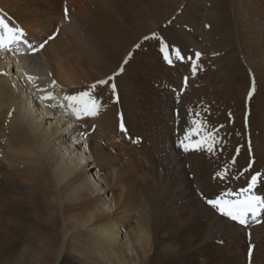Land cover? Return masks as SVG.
<instances>
[{
  "label": "bare ground",
  "instance_id": "1",
  "mask_svg": "<svg viewBox=\"0 0 264 264\" xmlns=\"http://www.w3.org/2000/svg\"><path fill=\"white\" fill-rule=\"evenodd\" d=\"M35 1L0 0V14L25 29L32 43L55 35L43 50L27 54L30 67L25 80L18 75L21 55L0 50V264L2 259L3 264H194L182 252L192 250L189 247L198 241L195 250L202 255L222 254L223 262L213 264H247L243 250L247 231L251 238H259L251 264H264L259 243L264 241V222L242 226L202 200L185 203L193 190L184 186L182 163L173 152L174 136L179 141L191 127L189 116L197 115L192 109L185 117L183 109L180 117L173 114L186 74L192 90L186 99L198 105L219 136L213 153L202 151L214 164L195 161L192 166L197 170L188 173L198 171L199 177L205 173L214 193L221 188L238 192L256 172L264 179V97L259 94L262 100L254 107L248 104L253 77L255 90L262 86L264 92V0H182L185 14L174 16L169 24L177 0H169L161 16L151 13L144 0H70L68 6L66 0L60 8L52 0L48 6ZM156 30L151 46L143 37ZM136 42L141 47L134 50ZM176 43L184 51V61L176 60L172 49ZM165 44L172 51L173 64L161 56ZM197 51L202 53L199 61ZM129 53L128 77L120 74L115 82L125 103V119L129 127L135 126L123 135L126 143L113 144L123 131L115 130L111 109L103 113L98 88L91 89L94 71L84 70L83 63L99 67L108 60L106 67H114ZM215 59L223 65L213 67ZM193 63L201 66L195 75ZM136 69L144 71L145 82H137ZM28 76L37 79L29 81ZM96 77L100 78L99 72ZM54 89H59L58 98L41 99L53 95ZM89 90L102 104L100 114L78 119L70 110L73 118L65 122L63 106L58 108L57 102L69 105L66 96ZM226 111H232L233 118H211ZM158 114L164 116L160 122L155 119ZM143 118L153 124V140L146 137L149 131L146 123H140ZM101 122L108 124L101 128ZM141 135L145 139L138 158L131 141ZM106 136L112 137L107 148L102 144ZM58 146L65 153L75 152L77 168L60 159L65 153ZM162 156H171V167L167 179L152 178L151 192L153 187L142 184L141 177L155 174L157 168L156 173H161L166 168ZM225 171L226 178L216 176ZM167 191L173 196L163 206ZM256 192L264 195V183ZM139 195L143 204L135 205ZM203 242L210 248H201Z\"/></svg>",
  "mask_w": 264,
  "mask_h": 264
},
{
  "label": "rangeland",
  "instance_id": "2",
  "mask_svg": "<svg viewBox=\"0 0 264 264\" xmlns=\"http://www.w3.org/2000/svg\"><path fill=\"white\" fill-rule=\"evenodd\" d=\"M65 1L66 0H52V3H54V5L57 7V8H60L61 6H63L64 5V3H65ZM182 0H177L176 2H175V4H174V7L170 10L171 12H173L174 11V13L171 15V17H169L168 18V20H167V22L166 23H168L169 24V21H175V19H173V17L174 16H177V18L176 19H178V17H179V15L180 14H185V10L187 9V5H186V7H184L185 6V4H183L182 2H181ZM36 3H39L38 5H47L48 6V4H46V3H48L49 2V0H36L35 1ZM70 0H67V6L68 5H70ZM144 3H146V5H147V7H148V10L152 13V12H155V13H157V14H159L160 16L162 15V14H164L165 12H166V9L163 7L165 4H169L170 2H169V0H144ZM180 3H182L181 5H180ZM116 8V7H115ZM176 9V10H175ZM184 9V11H182ZM178 11V12H177ZM4 16H6L5 14H3ZM12 18H15V19H17L14 15L12 16ZM211 28V27H210ZM154 32V31H153ZM153 32H150V34H148V36H151L152 34L151 33H153ZM158 31L156 30L155 31V33H157ZM178 36H180V33L178 34ZM149 41H150V45L151 46H153V41H154V39L152 40V39H149ZM155 42V41H154ZM138 42H136V44H137ZM136 44H134L133 45V49L135 50L136 49V47H135V45ZM177 44V43H176ZM191 46V45H190ZM174 48H179V49H181V46L179 45V44H177V46H175V47H172V49H174ZM190 49H192V48H190ZM181 51H183V49H181ZM172 51H169V53H171ZM184 52V51H183ZM188 55L190 56V57H192V59H193V56H192V53H188ZM161 56H162V58L164 59V53H162L161 54ZM21 58H22V61L20 62L21 64L20 65H18L19 66V69H18V66H17V68L15 69V70H17L18 69V75H21V74H23V75H21L20 77V79L22 80L23 78H24V80H25V76L27 75V71L29 70V67H30V65H29V61L27 60V55H21L20 56ZM126 59V57L125 58H123L122 60H121V62L118 64V65H116V66H114V67H110V66H107L106 67V63H107V61L108 60H106V61H101L100 63H98V65L100 64V66L98 67V66H96V67H92V65L91 64H89V63H87V62H84L83 63V68H84V70H90L91 68L93 69V71H94V74L92 75V77H94V79H96V82H95V84L97 85L96 87L98 88V94L100 95V97H101V101L102 102H104V107H103V109H102V111H103V113H105V110H109V109H111V113H113L112 115H113V119H114V122H115V124H116V129L115 130H117V131H121V128H120V125H121V123L123 122V124H124V128L126 129V131H123V134H122V136L121 137H117V136H115V140L116 141H112L111 140V136L109 137V136H106V139L105 140H102V144H103V146L105 147V148H107L108 147V142H109V140H111L112 141V143L113 144H116L117 142L118 143H120V144H123L122 142H124V143H126V141H125V139L123 138V135L124 134H126V133H128L129 132V134L131 133L130 132V129H131V127H134V126H130L129 127V125H128V121L125 119L126 118V112H125V110H124V102H123V96L120 94V92H118V87L116 88V93L115 94H110V92L108 91V89L111 91V87H110V84H111V82L108 84V88H107V85H99V84H97V82L98 81H100V80H103V79H106L107 77H109V76H111L114 72H116L117 70H118V68L123 64V61ZM158 61H161V57L159 56L158 57ZM157 63V62H156ZM127 65H128V63L127 64H124L123 65V67H124V72L122 73V74H124V76L125 77H128V74L126 73V68H127ZM216 65H223L222 63H221V59H215L214 60V62L212 63V66L214 67V66H216ZM99 69V71H96V70H98ZM154 69V68H153ZM155 70V69H154ZM21 71V72H20ZM99 72V76H100V78H97L96 77V74ZM136 72H138V76H137V82H145L146 81V77H145V73H144V71H142V70H138V69H136ZM156 73H158L157 71H155ZM153 73V72H152ZM187 74L190 76V74H189V72H187ZM186 77H188L186 74H184ZM24 76V77H23ZM23 77V78H22ZM188 78H190V77H188ZM125 80V79H124ZM123 80V81H124ZM115 82V81H114ZM116 83V82H115ZM85 84V83H84ZM246 84H248V83H246ZM117 85V84H116ZM136 86H138L137 84H136ZM186 86V87H185ZM183 88V89H182ZM189 88V89H188ZM186 89V90H185ZM262 89V86H259V89L258 90H255V92H254V94L252 95V97H251V100H248V104H250L252 107H254V105H258L260 102V100H262V98L264 97V92L262 91V92H260V90ZM138 91H140V92H144L143 91V89L142 88H140V87H138V89H137ZM182 91V92H181ZM190 92V94L192 93V90H191V87H188L187 85H185V84H182L181 85V87H180V84H179V93H178V96H177V99H179V101L177 100V99H174L175 101L173 102L174 103V105L176 106L175 107V113H173L174 114V116H178V117H180L181 115H184V117H185V115H186V112H187V110L188 109H192L197 115H192V116H189L190 117V119H191V121L193 120V119H196V118H199L200 120H203V121H206L205 120V118L202 116V114H201V112L199 111V110H197V106L198 105H196L195 104V102H192V103H190V101L189 100H187L186 99V97L189 95V92ZM59 91L57 90L56 91V98H58L59 97V95H57V93H58ZM112 92V91H111ZM186 94V95H185ZM259 94H261V99L259 100L258 98H257V96L259 95ZM145 95V94H144ZM192 95V94H191ZM191 95H189V96H191ZM184 97H185V99H184ZM168 99V98H167ZM167 99H165V101H167ZM181 99V100H180ZM58 100V99H57ZM140 101H144L143 100V98L140 100ZM186 101V102H185ZM180 103V104H179ZM58 104L60 105L61 103L60 102H58ZM64 104V103H63ZM61 105L60 107H59V105L57 106L58 108H62V106H63V115H64V117H65V122L67 121V118L68 119H70L69 117H71V118H73L72 117V114H71V109H69V107H68V105ZM187 104H188V106H187ZM196 105V106H195ZM173 108H174V106H173ZM180 108V109H179ZM181 109H183V112H182V114L180 115V113H179V111L181 110ZM186 109V110H185ZM176 110H178V115H177V111ZM67 115H69V116H67ZM180 115V116H179ZM205 115H206V113H205ZM233 116H234V113L232 112V111H226V113L225 114H223L222 112H219V113H215V115L213 116V117H211V118H224V119H226V118H233ZM202 118V119H201ZM155 119H156V121L157 122H160V120L161 119H164V116L162 117L161 115L159 116V114L158 115H156L155 116ZM71 120H73V119H71ZM108 121V120H107ZM140 123L141 124H144V123H146V129L149 131V135H147L146 137H148V136H150L151 135V138H152V140H153V135L154 134H152L151 132H150V130H151V128L153 127V124H152V122L150 121V120H147L146 118L144 119H142V120H140ZM151 123V124H150ZM182 123H185L186 124V121H182ZM102 124H104V125H106V124H108V123H106V122H101L100 123V126L102 125ZM67 126V125H66ZM65 126V127H66ZM109 126V125H108ZM180 126H181V124H180ZM188 126V125H187ZM129 127V128H128ZM137 127H140V126H138L137 125ZM189 127V126H188ZM101 128H102V126H101ZM137 138H140V142L139 143H136L135 141L137 140H133V141H131V146L133 147V149H134V151H135V155L138 157V158H141L142 157V154H141V149H142V146H143V143H144V139H145V137L144 136H139V137H137ZM181 139H183V137L181 138ZM180 139V140H181ZM223 139V141L225 140L224 138H222ZM232 139V138H231ZM239 139V138H238ZM238 139H236V141H235V145L237 146V142L239 141ZM179 140V141H180ZM151 141V140H150ZM150 141H148L145 145L146 146H148V147H150L151 145H152V141L150 142ZM179 141H176V138H175V136H174V138H173V143H175L176 144V146L174 147V149H173V152L174 153H176L177 155H178V159L181 161V163H182V167L179 169L180 171H182L183 172V179H184V186H186V187H188L189 189H192L193 190V193L191 194V197L190 198H187V199H185L184 200V202L185 203H189L190 201H192V200H196L197 202L198 201H200V200H202V203L204 204L205 203V200L202 198V196H201V194H203V196L204 197H206V198H213L214 197V195H217V194H220V193H225V192H228L227 190H225V189H223V188H221L219 191H216V193H214L213 191H214V189H213V187H212V185H211V183L209 182V184L206 182V177H205V173H204V175L201 177H199V173H198V171L194 174V173H191V174H189L188 172L191 170V169H193V170H197L196 168H194L193 166H192V163L193 162H195V161H199V162H201V164H204L205 166H208V165H211V164H214L213 163V160L211 159V156H208V155H205V154H203L202 153V151H193V153L190 155V153L188 152V153H185V152H183V150L178 146V144H179ZM231 142H232V140H231ZM217 145H218V143H217ZM58 148V151L61 153V151L63 150L62 148H61V146H58L57 147ZM64 151V150H63ZM66 151H64V153H65ZM173 153V155L172 156H174L175 157V154ZM60 157V156H59ZM74 157H76V155H75V152H72V151H70V152H68V153H65V158L64 157H60V159H63V161L64 162H67V163H72L73 164V166H75L76 167V164L77 163H75L76 161H75V158ZM171 157V156H170ZM170 157H164V156H162V158H166V159H164L163 160V164H164V166L166 167L164 170H162V169H160V171H161V173H156L157 172V170H158V168H157V170L155 171V174H145V173H143V174H145L147 177H143V175H142V177H141V182H142V184H150L152 187H153V189H152V191L151 192H153L154 191V188H155V184H154V182H153V180H152V178H155V179H158V177L159 176H161L164 180L165 179H167V175H168V170H167V168H169V167H171V166H169L168 165V159L170 158ZM130 158V157H129ZM74 160V161H71V160ZM75 163V164H74ZM245 164H247V162L245 163ZM77 168V167H76ZM212 168H211V171L209 170V169H207V171H210V172H212ZM55 172H56V174H58L59 173V171H57V168L55 167ZM207 173V172H206ZM200 179H199V178ZM187 178L190 180V181H187ZM198 178V179H197ZM197 179V180H196ZM209 181V180H208ZM57 183H58V181H57ZM178 183H182V180L179 178V180H178ZM127 185H128V183H127ZM173 186H171L170 185V188H172ZM212 189V190H211ZM166 196H167V198L165 199V202L163 203V206H166L167 205V203H169L170 202V200H171V198H172V193L170 194L169 193V191H167V193H166ZM178 196H179V194H178ZM213 196V197H212ZM195 202V201H194ZM143 204V201H142V198H141V196L139 195L138 196V198L136 199V203H135V205H142ZM206 204V203H205ZM209 206V205H208ZM210 207V206H209ZM208 219V218H207ZM208 220H210V219H208ZM191 234V233H190ZM190 234H188V235H190ZM250 234V235H249ZM205 234H204V230L202 231V234H201V236H204ZM228 235V234H227ZM160 238H161V236H159ZM236 240V238L234 239V241ZM258 240H259V238L257 239V238H251V233L249 232V231H247L246 233H245V240H244V245H245V248L243 249V250H245V254H247V258H248V252H249V249H250V247H252V254L257 250L256 248L258 247L257 245H258ZM199 242V241H198ZM198 242H196V243H193L190 247H189V249H192V250H189V252H185V250L182 252V254L183 255H185V254H189V256H188V258H193V261L195 262L194 264H196V263H198L199 261V259H201V260H203L202 261V263L201 264H213V262H217L218 260L220 261V262H223V256H222V254L221 253H216V254H210V253H208V251H206L207 253H208V255H202L201 253L202 252H200L199 250H195V249H197V248H199V246H197L196 248H195V246L198 244ZM260 243V245H262V248H264V241L262 242H259ZM210 245L211 244H207V243H202L201 244V248L203 247V246H206V247H209L210 248ZM208 248V249H209ZM194 249V250H193ZM207 249V250H208ZM157 253H159L161 256H162V258L164 259L165 257H164V252H162L161 250H159V251H157ZM212 256H216L215 257V259L214 258H212ZM246 258V259H247ZM246 261H249V260H246ZM3 259L1 260V264H3ZM67 262H69V261H67ZM247 264H249L248 262H247Z\"/></svg>",
  "mask_w": 264,
  "mask_h": 264
},
{
  "label": "snow or ice",
  "instance_id": "3",
  "mask_svg": "<svg viewBox=\"0 0 264 264\" xmlns=\"http://www.w3.org/2000/svg\"><path fill=\"white\" fill-rule=\"evenodd\" d=\"M2 12V10H0ZM65 19L69 18L68 9H64ZM171 23V21H169ZM58 29L57 33L58 34ZM55 35L49 36L47 39L43 40L38 44L30 42V37L28 36L25 29L13 25L3 14H0V50L11 51L14 46L26 45L29 54L35 55L39 51L43 50L48 44V41L54 39ZM157 38L156 33L153 32L151 36L145 35L143 39L148 41L149 39ZM137 49L141 47L139 43L135 45ZM164 58L169 64H173V60L169 55V46L167 44L163 47ZM174 55L177 61H184L185 56L182 55V51L179 48L174 49ZM202 53L197 51L195 53L196 61H199ZM131 58V53L129 57L123 61V64L114 72L111 76L106 79L97 82L99 85H108L110 82L111 91L113 94L116 93L117 85L114 82L116 77L124 72V64L128 63V59ZM188 60H192V57H187ZM201 66L198 63H193L191 66L192 74L195 75L197 70ZM29 81L37 79L33 76L27 77ZM188 78H184L185 85L187 84ZM55 81L52 84L55 85ZM96 84L91 86V89L96 88ZM255 92V78H252V89L248 94L249 99ZM44 100L55 99V97L48 93L41 97ZM65 100L69 102V107L77 118L96 117L100 114L102 109L101 102L95 97L93 91H81L76 95H68ZM56 105H51L55 107ZM178 115V110H177ZM121 131H126L124 124L120 125ZM136 143L140 142V138H137ZM219 142L218 131L215 129H210L207 122L200 120L199 118L193 119L191 127H188L184 133L183 139L179 141L178 146L183 150V152L188 153L190 151H204L208 153H213L216 144ZM251 142L249 141V146ZM226 171L224 173H216L217 177L226 178ZM259 183H264L262 179V174L256 172L251 176L250 181L246 187L241 188L238 192L228 191L215 196L214 198H206L201 194L205 203L211 208L215 209L222 217H225L231 221L238 222L240 225L247 226L250 222L262 223L264 219V195H259L256 192V188ZM250 235V234H249ZM249 264H251L252 259V247H250L248 252Z\"/></svg>",
  "mask_w": 264,
  "mask_h": 264
}]
</instances>
